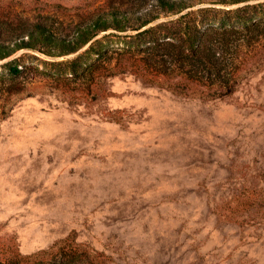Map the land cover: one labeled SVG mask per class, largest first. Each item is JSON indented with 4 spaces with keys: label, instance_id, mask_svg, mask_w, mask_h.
I'll return each instance as SVG.
<instances>
[{
    "label": "rangeland",
    "instance_id": "374dc122",
    "mask_svg": "<svg viewBox=\"0 0 264 264\" xmlns=\"http://www.w3.org/2000/svg\"><path fill=\"white\" fill-rule=\"evenodd\" d=\"M82 7L0 0L55 35L0 60V259L69 238L97 264H264V68L225 100L99 80L89 45L62 55Z\"/></svg>",
    "mask_w": 264,
    "mask_h": 264
},
{
    "label": "trees",
    "instance_id": "16d2710c",
    "mask_svg": "<svg viewBox=\"0 0 264 264\" xmlns=\"http://www.w3.org/2000/svg\"><path fill=\"white\" fill-rule=\"evenodd\" d=\"M210 1L224 7L246 4L227 10L197 8L205 0H80L83 12L71 41L62 40V55L89 45L77 61L94 58L91 69L99 80L133 76L203 101L225 100L264 68V2ZM50 14L34 23L0 15V60L17 49L37 48V34L54 40V33L46 32ZM14 40L21 43L8 51ZM17 63H8L10 72H20ZM0 264H97V253L67 238L32 255L13 252Z\"/></svg>",
    "mask_w": 264,
    "mask_h": 264
}]
</instances>
